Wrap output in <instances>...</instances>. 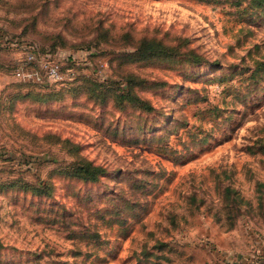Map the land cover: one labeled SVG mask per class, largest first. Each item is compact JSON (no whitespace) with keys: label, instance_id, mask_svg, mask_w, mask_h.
I'll return each mask as SVG.
<instances>
[{"label":"rangeland","instance_id":"374dc122","mask_svg":"<svg viewBox=\"0 0 264 264\" xmlns=\"http://www.w3.org/2000/svg\"><path fill=\"white\" fill-rule=\"evenodd\" d=\"M2 34L65 76L1 102L0 264L264 256V0H0ZM142 38L175 57L134 59ZM22 53L0 42L11 71ZM77 158L106 174L60 172Z\"/></svg>","mask_w":264,"mask_h":264},{"label":"trees","instance_id":"16d2710c","mask_svg":"<svg viewBox=\"0 0 264 264\" xmlns=\"http://www.w3.org/2000/svg\"><path fill=\"white\" fill-rule=\"evenodd\" d=\"M4 35L11 37V38L25 39V40H28L30 42L35 43L36 45H38L40 47V45L33 40H29V39H26L24 37H13V36H11V35L9 36L7 34H4ZM4 44H7V43H4ZM177 49H178V45L165 44L160 39L142 38L141 40L138 41V43L135 46V50L132 51L131 54H132L134 59H138V60L145 59V58H152V57H161V56H164V57L173 56V57H175V55H176L175 52ZM47 50H49L51 53H53V51H55V50H52L50 48H48ZM184 52L191 53L192 57L197 56L196 55L197 53L192 49H186ZM184 56L187 59L189 58L188 55H186L185 53H184ZM85 77H91V76L85 75ZM128 80H130V82H131V87H133L137 84H141V82L143 81L142 79L139 80L136 77H130V78L128 77ZM21 82H23V81H21ZM24 83H30L31 84V82H24ZM45 84H48V83H45ZM15 85H16V83H15ZM41 85H44V84H41ZM25 94L27 95L28 93L26 92ZM119 96H121V98L128 100V102H130L132 105L137 106V107L148 109L151 106L148 100L140 97L139 95H137L135 92H133L131 90L127 91L124 94H119ZM15 98H16V93L14 92V95L10 96V98H9V103L11 104L12 100ZM64 141L68 142V139H64ZM61 171L63 172L64 175H66L68 177H77V178H80L83 180H88V181L89 180L95 181L99 177L106 174V168L103 165L96 164L92 160L85 159V158L74 159L72 161L71 165H64L63 167H61L60 172Z\"/></svg>","mask_w":264,"mask_h":264},{"label":"built area","instance_id":"2783aa9c","mask_svg":"<svg viewBox=\"0 0 264 264\" xmlns=\"http://www.w3.org/2000/svg\"><path fill=\"white\" fill-rule=\"evenodd\" d=\"M10 46H17L23 52L16 57L13 75L19 81L36 84L57 82L64 78L61 61L50 51H43L38 45L25 39L4 36Z\"/></svg>","mask_w":264,"mask_h":264},{"label":"crops","instance_id":"0c3cea01","mask_svg":"<svg viewBox=\"0 0 264 264\" xmlns=\"http://www.w3.org/2000/svg\"><path fill=\"white\" fill-rule=\"evenodd\" d=\"M6 35H0V42L5 43L2 39ZM16 59V58H15ZM14 59V62H15ZM16 78L13 75V70L9 69V66L6 62H2L0 60V105L1 102L7 100L9 101L10 96L14 95L16 90ZM261 248L262 246L259 245ZM261 259L255 260L254 258H240V262L238 264H264V256L260 257Z\"/></svg>","mask_w":264,"mask_h":264}]
</instances>
